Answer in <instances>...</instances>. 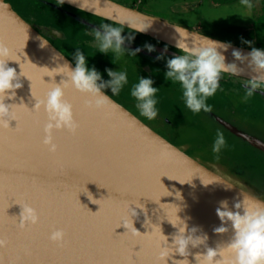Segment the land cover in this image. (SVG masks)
I'll return each instance as SVG.
<instances>
[{
	"label": "water",
	"instance_id": "95a60500",
	"mask_svg": "<svg viewBox=\"0 0 264 264\" xmlns=\"http://www.w3.org/2000/svg\"><path fill=\"white\" fill-rule=\"evenodd\" d=\"M82 3L90 9L85 12L132 29L147 26L140 32L174 46V22L113 0ZM64 4L82 10L79 0H64ZM182 27L189 33L230 42L224 52L226 62L233 61L234 48L242 54L251 49ZM41 37L48 42L43 47ZM187 40L190 42L192 36ZM0 41L14 49L13 59L17 61L7 63L16 70L21 84L14 97L5 99L7 104H16L11 116L17 119L18 127L10 129L16 126L13 119L9 127L0 128V238L7 241L0 248V264H158L161 232L170 243L175 229L166 219L175 218L177 207V215L186 220L188 227L196 226V234H207V246L222 247L232 234L213 232L221 223L215 212L219 201L226 199L229 208L241 199L264 206V181L246 186L221 174L155 132L104 90L107 103L97 111L85 106L83 94L70 87L65 89L64 98L73 106L78 127L74 133H55L57 149L49 152L41 143L46 119L43 110H29L35 98H42L50 87V78L43 76L45 67L51 69L66 62L71 67L73 60L9 0H0ZM236 63L242 69L238 76L253 75L246 61ZM60 79V75L54 77L56 83ZM225 127L264 152V145L256 139L229 125ZM92 202L100 205L98 212L99 205ZM24 204L39 213L37 225L18 226L20 205ZM117 220L121 225L114 229L115 234L126 230L120 240L111 232ZM57 227L65 231L63 245L47 238ZM137 239L142 242L141 248L135 245L132 252L126 244ZM197 251L202 252L203 245L189 246L190 262ZM225 256L230 253L225 251ZM166 259L172 264L181 257L173 252Z\"/></svg>",
	"mask_w": 264,
	"mask_h": 264
},
{
	"label": "clouds",
	"instance_id": "9594fccd",
	"mask_svg": "<svg viewBox=\"0 0 264 264\" xmlns=\"http://www.w3.org/2000/svg\"><path fill=\"white\" fill-rule=\"evenodd\" d=\"M69 2L76 3L77 0H69ZM239 2L248 10L253 7L252 0H239ZM56 3L62 4L64 0H56ZM79 7L82 10H90L82 3V0H79ZM171 26L177 34L174 46L178 54L165 59L166 70L163 75L166 81L178 84L183 104L193 114L201 110L204 112L211 110V105L207 103V100L216 93L222 75L227 73L229 76L238 77L239 72L242 71L238 68L237 61L240 63L246 61L250 72L253 73L250 78L244 79L246 83L242 98L247 99L258 89L264 88V48L252 47L246 54L234 48L231 52L233 61L226 62L224 52L230 47V42L215 41L197 32L189 33L178 23L171 24ZM146 27H137L135 30L144 31ZM123 31L119 22L101 23L98 27L91 29V34L100 53L108 54L111 51L118 58L124 52L135 54L140 51L139 48L128 51L123 46L126 38L129 42L133 38L132 35L127 37L122 35ZM189 35L192 36L190 42L187 40ZM40 39V47L48 43L46 38L41 37ZM243 42L252 43L251 41ZM144 48L149 52L153 51L151 44H145ZM166 49L167 46H165V51ZM17 53L18 51L15 52L16 56H18ZM13 54L14 49L0 41V128L9 127V120L14 119L11 112L12 106L16 104H7L5 99L14 97L15 90L21 87L16 70L7 63L17 61L13 59ZM161 56L162 53L158 54L156 59H160ZM72 60L74 66L71 67L67 62L51 69L45 67L46 72L43 76L50 78V87L42 98H35V104L31 108L33 112L42 109L46 117L42 126L41 143L49 152H55L57 149L54 142L55 133L60 131L74 133L78 127L73 114V106L64 98L65 89L70 87L83 94L86 97V107L101 111L105 108L108 99L103 89L108 88L111 94L117 95L125 85L129 84L127 71L123 69L105 68L108 79H102L101 73L95 67L87 66L86 56L80 48L74 49ZM19 75H22L21 72ZM56 75L61 76L59 83L54 81ZM157 91L158 87L153 86V80L149 76H139L129 87V95L134 98L136 109L148 120L154 119L158 113ZM6 116L9 118L5 119ZM225 144L223 132L217 129L212 151L219 153ZM168 195L171 193L168 192ZM176 196L179 198V192ZM99 210L100 205L96 212ZM178 210L177 207L173 220L164 218L175 229V232L171 234V242L168 243V238L162 234L160 229L163 243L159 245L158 264H167L166 258H170L173 252L181 259H174L172 264H264V206L253 202L244 203L241 199L235 200L229 208L226 199L219 201L215 212L221 223L213 229V232L223 234L231 231L232 234L222 247L207 246V234H196L197 227H188L186 220L177 215ZM39 222L40 215L34 207L30 204L20 205L17 222L19 227L34 226ZM133 229L138 232L134 227ZM64 236V229L57 227L49 232L47 238L50 242L59 245L63 242ZM6 243L5 239L0 238V248ZM201 245H203V251L192 253L193 261L190 262L187 258L189 246L198 248ZM225 251L230 253L229 257L225 256Z\"/></svg>",
	"mask_w": 264,
	"mask_h": 264
},
{
	"label": "flooded vegetation",
	"instance_id": "af4514ba",
	"mask_svg": "<svg viewBox=\"0 0 264 264\" xmlns=\"http://www.w3.org/2000/svg\"><path fill=\"white\" fill-rule=\"evenodd\" d=\"M36 1L53 10L54 15L39 16L36 14L37 19L40 20L36 23V20H30L16 7V4L10 2L33 26L71 59L74 49L80 48L86 56L87 66L95 67L101 73L102 79H108L105 68L126 70L129 84L125 85L119 94H111L108 88L103 90L155 132L204 164L243 185H253V180L243 172L245 169L256 171L257 174L264 176V152L250 145L245 139L235 136L225 127L229 125L264 145V88L258 89L252 96L243 99L246 83L244 79L248 78L229 76L225 73L220 79V86L216 93L207 100V103L211 105V110L208 112L201 110L193 114L184 106L178 84L164 79L165 59L178 54L174 46L120 24L124 30L121 34L125 37L128 35L133 37L130 42L126 38L123 46L128 51H134L137 48L140 51L135 54L124 52L118 58L111 51L108 54L100 53L91 29L98 27L101 23L116 22L64 3L57 4L56 0ZM238 2L239 0H173L170 5L172 8L169 7V9L173 13H197L199 9L218 10ZM252 4L253 7L250 10L252 17L248 24L228 21L208 25L222 30L229 36L209 34L205 31V25L201 23L189 26L157 13H148L143 10L146 9L145 0H129L123 5L226 41L236 43L239 38H242L244 41L252 42L245 46L264 48V0H255ZM145 44L153 45V51H147L144 48ZM165 46H167L166 51ZM161 53V58L156 59ZM139 76L151 77L153 86L158 87L156 93L158 113L152 120L139 114L134 98L129 95L131 83L135 82ZM217 129L223 132L226 144L219 153H214L212 145Z\"/></svg>",
	"mask_w": 264,
	"mask_h": 264
},
{
	"label": "rangeland",
	"instance_id": "374dc122",
	"mask_svg": "<svg viewBox=\"0 0 264 264\" xmlns=\"http://www.w3.org/2000/svg\"><path fill=\"white\" fill-rule=\"evenodd\" d=\"M113 1H118V3L121 4H126L129 2V0H113ZM173 0H145L146 2V9H143L144 11L148 13H157L161 16L167 17L169 19L176 20L181 23L187 24V25H193L197 23H201L205 25V31L207 33L212 34V35H224V36H229L228 34H225L222 30L214 28V26H208L211 25L212 23H225L228 21H240L242 24H248L250 23L251 19V12L250 10L246 9L243 5L240 4V2L236 4H232L229 7L225 8H220L218 10H209V9H199L197 10V13L191 12V13H178V12H171L169 7L172 4ZM255 1V0H253ZM252 1V2H253ZM13 2L16 4V6L21 10L22 5L20 4L19 0H13ZM28 6H26L27 9L30 8H35L34 10L36 12L31 13L28 15L30 20L35 21L36 23H39L40 20L37 19L36 14H40L41 16L43 15H54V11L49 9L47 6L41 4V3H36V1H31L27 0L25 2ZM30 5L32 7H30ZM37 9V10H36ZM22 11V10H21ZM60 18V17H59ZM177 19H181L182 21H179ZM244 40L239 38L238 44H244V45H249L243 42ZM232 42V41H231ZM243 172L246 174L247 177L253 180V185H255V182H262L264 181V176L257 174L256 171L250 170V169H245Z\"/></svg>",
	"mask_w": 264,
	"mask_h": 264
},
{
	"label": "snow or ice",
	"instance_id": "6c2138e0",
	"mask_svg": "<svg viewBox=\"0 0 264 264\" xmlns=\"http://www.w3.org/2000/svg\"><path fill=\"white\" fill-rule=\"evenodd\" d=\"M28 110H29V109H28ZM29 112H33V111L29 110ZM35 113H39V111H37V112H35ZM14 120L16 121V126H15V128H10V129H12V130H15V129L18 127L17 119L14 118ZM119 223H120L119 220H117L116 222L113 223V225H112V227H111V232L113 233L114 238L117 239V240H120V239H119L120 237H124V236H125V232H126V230H125V232H123L122 234H115L114 229L117 227V225H119ZM28 227H30V226H28ZM64 232H65V231H64ZM65 235H66V234H65ZM129 240H130V239H129ZM65 242H66V239H65V236H64V240H63V242L61 243V245H63ZM141 243H142V242H141L139 239H137L135 243L128 242V243L126 244V247H127V248H130V250H131L132 252H134V251H133L134 246H135V245H139V250H140V248H141ZM139 250H138V251H139ZM135 252H137V251H135Z\"/></svg>",
	"mask_w": 264,
	"mask_h": 264
},
{
	"label": "trees",
	"instance_id": "16d2710c",
	"mask_svg": "<svg viewBox=\"0 0 264 264\" xmlns=\"http://www.w3.org/2000/svg\"><path fill=\"white\" fill-rule=\"evenodd\" d=\"M10 1H12L13 2V0H10ZM20 1V4L22 5V8H21V12L23 13V14H25V15H30L31 13H34V12H36L34 9L35 8H33L31 5H30V7H32V8H30V9H27L26 8V6H28L25 2H27V0H19ZM31 1H36V0H31ZM14 3V2H13ZM36 3H38V1H36ZM15 4V3H14ZM17 7V6H16ZM37 10V9H36ZM38 15L40 16V14L38 13Z\"/></svg>",
	"mask_w": 264,
	"mask_h": 264
}]
</instances>
